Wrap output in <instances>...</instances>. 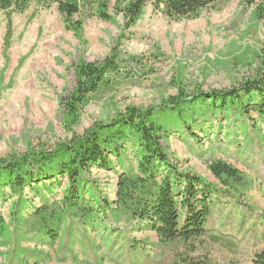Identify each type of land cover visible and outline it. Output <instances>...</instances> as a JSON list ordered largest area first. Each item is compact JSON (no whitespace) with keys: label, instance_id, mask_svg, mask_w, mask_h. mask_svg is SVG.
Returning <instances> with one entry per match:
<instances>
[{"label":"rangeland","instance_id":"rangeland-1","mask_svg":"<svg viewBox=\"0 0 264 264\" xmlns=\"http://www.w3.org/2000/svg\"><path fill=\"white\" fill-rule=\"evenodd\" d=\"M261 6L264 0L248 9L241 0H225L196 16L172 19L148 2L128 25L111 4L110 21L75 16L80 28L74 31L56 5L41 9L32 3L10 19L0 11V160L51 152L129 107L160 109L181 91H220L261 75L264 20L255 14ZM106 58H116L115 68L70 113L63 100L74 89L77 64ZM193 114V135L180 126L163 138L178 174H197L218 189L208 165L220 160L248 181L242 207L217 201L212 191L205 236H220L233 247L206 241L202 250L216 264H253L264 250V117ZM141 156L130 144L118 156L108 155V166L91 168L76 201L67 200L68 180L58 175L20 193L2 187L0 264H181L177 254L194 252L180 241L159 243L145 221L132 220L114 204L118 177L127 169L136 174ZM87 208L99 219L82 220ZM50 215L59 218L54 236L39 229Z\"/></svg>","mask_w":264,"mask_h":264},{"label":"trees","instance_id":"trees-1","mask_svg":"<svg viewBox=\"0 0 264 264\" xmlns=\"http://www.w3.org/2000/svg\"><path fill=\"white\" fill-rule=\"evenodd\" d=\"M221 1L225 0H0V11L10 19L11 14L24 12L32 3L41 9L56 5L67 28L74 31L80 28L75 16L96 15L101 20L110 21L108 12L111 4L114 12L121 14L126 23L132 25L148 2L153 4L155 11H160L166 17L180 19L196 16L203 9ZM241 1L246 9L256 2ZM255 14L258 21L264 20V6L259 7ZM10 22L8 20L9 29ZM115 63L116 58H106L102 62L81 61L77 64L74 89L63 100L70 113L75 111L76 105L97 91L106 74L115 68ZM181 92L176 97L168 98L167 104L160 109L129 107L109 123L93 125L82 137L57 145L51 152L41 150L19 158L13 156L5 161L0 160V189L5 187L13 193H20L39 180L58 175L68 180V191L72 197L66 196L67 200L76 201L80 185L86 181L92 167L108 166V155L118 156L124 146L134 145L141 150L142 156L137 161L136 174H131L127 169L128 172L118 177L116 207L134 221H145L146 227L156 233L159 243L166 245L180 241L190 252H194L191 255L177 254L179 263L216 264L214 257L202 250V245L206 241L226 246L231 242L211 233L205 236L213 202L212 191L218 194L215 197L217 201L242 207L248 181L236 168L220 160L208 165V170L220 185L218 189L197 174H178L163 138L169 130L180 126L193 135L189 123L195 111L200 115L237 114L243 120L250 112L264 117V71L229 89L198 91L191 95ZM161 166L168 168L169 172L161 173ZM84 211L79 215L82 220L99 219L98 212L89 208ZM58 219L50 215L46 222L40 224V231L51 235ZM260 234L264 235V232ZM230 246L233 247L232 244ZM253 264H264V250L256 254Z\"/></svg>","mask_w":264,"mask_h":264}]
</instances>
